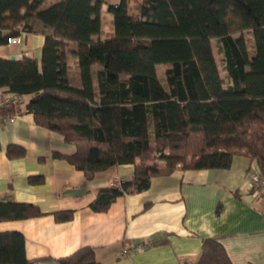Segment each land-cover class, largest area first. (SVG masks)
Segmentation results:
<instances>
[{
    "label": "trees",
    "instance_id": "obj_1",
    "mask_svg": "<svg viewBox=\"0 0 264 264\" xmlns=\"http://www.w3.org/2000/svg\"><path fill=\"white\" fill-rule=\"evenodd\" d=\"M100 4L0 0V43L19 30L44 35L39 61L0 56V88L27 97L24 104L3 105L0 115L31 111L36 123L75 145L66 157L86 177L133 163L130 179L98 189L94 210L146 189L153 176L176 168H226L236 154L255 159L264 172V0H140L138 14L129 11L128 0H119L108 5L114 33L94 39L101 30ZM212 39L222 53L227 84ZM247 41H253L251 51ZM72 56L79 84L69 75ZM159 63L165 64L164 81ZM94 64L100 65L96 85ZM5 152L20 157L25 148L9 143ZM41 213L30 202L0 201V220ZM54 216L67 220L72 210ZM34 261L26 256L22 232L0 231V264ZM58 262L101 264L88 245ZM196 263L234 264L214 236L202 239Z\"/></svg>",
    "mask_w": 264,
    "mask_h": 264
},
{
    "label": "crops",
    "instance_id": "obj_2",
    "mask_svg": "<svg viewBox=\"0 0 264 264\" xmlns=\"http://www.w3.org/2000/svg\"><path fill=\"white\" fill-rule=\"evenodd\" d=\"M100 1L101 30L94 39L114 33L108 5L119 0ZM139 6L140 0H128L131 13L138 14ZM15 37L0 43V56L40 60L43 34L19 30ZM76 62L72 56L69 75L79 84ZM158 65L163 78L165 68L161 73ZM99 67H93L95 85ZM8 114L0 118V201L30 202L42 213L0 220V231L22 232L26 256L34 264H59L58 258L86 245L94 248L101 264H197L207 236L224 244L234 264H264V198L249 177L258 168L255 159L236 154L226 168H176L153 176L140 192L118 195L106 210H94L91 202L98 189L130 179L133 163L86 177L67 159L75 145L60 132L36 123L27 109ZM9 143L22 145L25 154L8 157ZM36 175L42 181L31 182L29 177ZM57 210H72V217L56 220Z\"/></svg>",
    "mask_w": 264,
    "mask_h": 264
},
{
    "label": "built area",
    "instance_id": "obj_3",
    "mask_svg": "<svg viewBox=\"0 0 264 264\" xmlns=\"http://www.w3.org/2000/svg\"><path fill=\"white\" fill-rule=\"evenodd\" d=\"M15 36H9L7 40L13 41L15 40ZM27 100L26 95L12 92V91H3L0 92V108L3 107V105L7 103L12 104H24ZM3 117V115H0V118ZM8 117L11 118L12 115L8 114ZM250 181L252 186L255 188V190L258 192V194L264 198V172H262L259 168L254 169L250 172ZM135 249L139 248V246H135ZM126 249L123 250L124 253H126Z\"/></svg>",
    "mask_w": 264,
    "mask_h": 264
},
{
    "label": "rangeland",
    "instance_id": "obj_4",
    "mask_svg": "<svg viewBox=\"0 0 264 264\" xmlns=\"http://www.w3.org/2000/svg\"><path fill=\"white\" fill-rule=\"evenodd\" d=\"M242 33L247 39L251 38V32L250 31L244 30ZM211 42H212L213 53H214L215 59L217 61L219 70H220V72L222 74L224 82L226 83L227 82V75H226V71L223 68L222 53L218 50L217 40L216 39H212ZM252 44H253V41H247V45H248V48H249L250 51H251ZM163 68H165V64L159 63V65H158L159 72L162 73V69ZM163 78L165 79L164 76H163ZM163 78H161V79L164 80Z\"/></svg>",
    "mask_w": 264,
    "mask_h": 264
},
{
    "label": "water",
    "instance_id": "obj_5",
    "mask_svg": "<svg viewBox=\"0 0 264 264\" xmlns=\"http://www.w3.org/2000/svg\"><path fill=\"white\" fill-rule=\"evenodd\" d=\"M9 58L10 59H15L16 57H15V55H11Z\"/></svg>",
    "mask_w": 264,
    "mask_h": 264
}]
</instances>
